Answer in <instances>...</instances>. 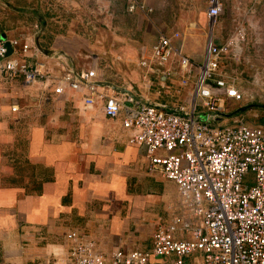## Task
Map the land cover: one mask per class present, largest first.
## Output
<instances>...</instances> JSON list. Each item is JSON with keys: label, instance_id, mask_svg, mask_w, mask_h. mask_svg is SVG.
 <instances>
[{"label": "crops", "instance_id": "obj_1", "mask_svg": "<svg viewBox=\"0 0 264 264\" xmlns=\"http://www.w3.org/2000/svg\"><path fill=\"white\" fill-rule=\"evenodd\" d=\"M145 1L152 12L129 13L127 0H0V34L39 42L49 51L39 60L53 66L79 70L98 53L108 59L100 70L105 82L123 80V89L130 84L155 99L139 59L160 34L180 31L185 53L200 61L212 27L206 2ZM223 2L227 19L224 13L213 30L220 42L236 11L246 16L251 6L264 15V0ZM256 49L249 38L248 59ZM260 55L263 62L264 49ZM81 109L80 97L43 101L23 78L0 84V264H49L54 253L67 254L73 231L109 258L116 250L148 251L159 220L183 210L177 184L149 173L146 149L128 143L122 118H107L99 106Z\"/></svg>", "mask_w": 264, "mask_h": 264}, {"label": "built area", "instance_id": "obj_2", "mask_svg": "<svg viewBox=\"0 0 264 264\" xmlns=\"http://www.w3.org/2000/svg\"><path fill=\"white\" fill-rule=\"evenodd\" d=\"M127 3L129 13L152 12L145 0ZM207 4L212 33L202 61L185 53L180 31L160 34L149 56L138 61L155 99L130 84L124 89L139 101L115 91L112 86L123 87L105 82L98 53H92L98 67L53 66L39 60L41 50L29 40L0 34V84L23 78L43 101L80 97L82 112L99 106L107 118H122L128 143L146 149L150 174L177 184L183 206L170 221L159 220L148 251L116 250L109 258L96 241L73 231L66 237L67 254L54 253L49 264H264V124L230 112L233 104L264 97V65L247 53L256 25L254 16L236 11L229 34L217 41L213 30L226 8L223 0ZM113 60L123 62L120 55ZM231 65L236 72H244V65L252 92L241 91L228 76Z\"/></svg>", "mask_w": 264, "mask_h": 264}, {"label": "rangeland", "instance_id": "obj_3", "mask_svg": "<svg viewBox=\"0 0 264 264\" xmlns=\"http://www.w3.org/2000/svg\"><path fill=\"white\" fill-rule=\"evenodd\" d=\"M207 3V0H197V3L199 4L200 7L205 6V4ZM208 5V4H207ZM249 10V11H248ZM247 14H249V16H254L253 18V23L256 25V33L254 31V29H251L250 32V37L251 40L255 43V40L260 39L258 41H260L258 44L257 42L255 43V45L257 46V49L255 51H253L252 56H253V60L255 62L256 65H264V61L262 62L261 59V53L262 50L264 49V25H263V21L264 20V15L262 14V10L260 9H252V7L250 6L249 9L246 10ZM67 13L69 14V10H67ZM246 14V15H247ZM225 17L227 19V11L225 13ZM228 21V20H227ZM232 26H227L225 23V37H226V29H231ZM259 35V36H257ZM256 37H258L256 39ZM260 48V49H259ZM136 60L139 58H135ZM203 58H200V61H202ZM140 60V59H139ZM108 59L105 61L107 62ZM199 61V60H198ZM105 62L103 63V65L105 64ZM263 63V64H262ZM233 67V68H232ZM243 70L244 72H236L234 66H228L227 67V71H228V76L231 77L232 79H236L237 81V86L239 87V89L241 91L250 93L252 92L254 89L250 86V84H248V80H249V73L247 70H245L244 65H243ZM134 69V68H132ZM108 79V78H106ZM122 81V82H121ZM113 84L122 87L123 84V80H120L119 82H114ZM126 86H128V84H126ZM257 100L260 101H248L245 100L243 102H240L239 104H233L231 106L230 112L231 113H242L243 116L245 117V119L251 123V124H264V97L263 98H257ZM238 109H241V111Z\"/></svg>", "mask_w": 264, "mask_h": 264}, {"label": "water", "instance_id": "obj_4", "mask_svg": "<svg viewBox=\"0 0 264 264\" xmlns=\"http://www.w3.org/2000/svg\"><path fill=\"white\" fill-rule=\"evenodd\" d=\"M2 37L5 39V35H2ZM8 46V54L11 55L13 52V48L11 47V45L9 43H7ZM37 47L45 54H49V51L45 50L41 44L39 42H37ZM110 85V84H109ZM112 88L117 91L118 93H123V94H129L133 97L134 100L139 101V97H137L133 92H131L130 90L127 89H120L116 86H112ZM128 106H131V103H127Z\"/></svg>", "mask_w": 264, "mask_h": 264}]
</instances>
